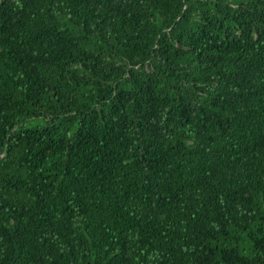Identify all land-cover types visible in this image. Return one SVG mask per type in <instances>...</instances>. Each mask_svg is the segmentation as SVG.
<instances>
[{"label": "trees", "instance_id": "trees-1", "mask_svg": "<svg viewBox=\"0 0 264 264\" xmlns=\"http://www.w3.org/2000/svg\"><path fill=\"white\" fill-rule=\"evenodd\" d=\"M0 264H264V0H0Z\"/></svg>", "mask_w": 264, "mask_h": 264}]
</instances>
